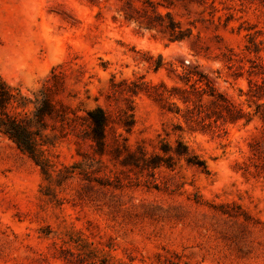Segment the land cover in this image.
<instances>
[{
    "label": "rangeland",
    "instance_id": "obj_1",
    "mask_svg": "<svg viewBox=\"0 0 264 264\" xmlns=\"http://www.w3.org/2000/svg\"><path fill=\"white\" fill-rule=\"evenodd\" d=\"M6 90L0 264H264V0H0Z\"/></svg>",
    "mask_w": 264,
    "mask_h": 264
},
{
    "label": "trees",
    "instance_id": "obj_2",
    "mask_svg": "<svg viewBox=\"0 0 264 264\" xmlns=\"http://www.w3.org/2000/svg\"><path fill=\"white\" fill-rule=\"evenodd\" d=\"M149 27H156V26H149ZM171 31H172L171 32L172 41H182L188 37L187 36L188 34H185L182 31L175 32V28H171ZM249 38H250V42L255 46L256 52H260L261 50L258 47L257 42L255 41L256 39L255 35L249 34ZM247 49L250 50V48ZM260 59L261 58H259V60ZM37 97L39 98L38 95ZM38 98H36V101H39ZM13 101H17L16 98L13 97L10 94V92L6 90V92L1 95L0 106L5 108L6 105L13 103ZM44 103H45L44 108L47 113L50 114L55 111V105L50 100L46 99L44 100ZM26 106L27 104L23 106V108ZM259 107L263 108V106H259ZM42 109L43 108L41 109L39 107L37 108L36 112L38 113L39 117L43 116ZM256 115H260L261 119L264 120V112L258 111L256 112ZM87 120L89 121L91 127V133H90L91 139L94 140L99 147L103 148L105 146L106 129L109 123V119L106 112L102 108L98 107L88 112ZM0 133H2L3 135L7 136L10 140H12L21 151L27 153L38 165H42L40 164V162H38V160H36L37 157L36 153L39 145L38 142L30 134L27 128L23 126L16 117L0 116ZM178 148L176 149V151L179 157H184L185 155L188 154L189 149L182 142L178 143Z\"/></svg>",
    "mask_w": 264,
    "mask_h": 264
}]
</instances>
